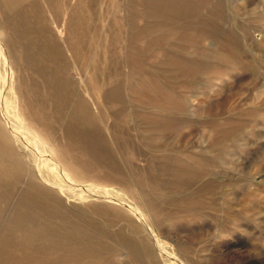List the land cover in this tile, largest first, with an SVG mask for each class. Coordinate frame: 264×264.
<instances>
[{
	"label": "rangeland",
	"instance_id": "1",
	"mask_svg": "<svg viewBox=\"0 0 264 264\" xmlns=\"http://www.w3.org/2000/svg\"><path fill=\"white\" fill-rule=\"evenodd\" d=\"M15 1L0 0V128L28 170L85 211L116 251L111 264H264V0H166L159 11L158 0ZM14 27L40 60L29 30L62 47L102 147L91 139L81 154L59 125L52 133L30 119L19 83L46 91ZM142 81L174 108L142 105L132 94ZM52 107L45 114L60 123ZM7 180L0 238L25 215V184Z\"/></svg>",
	"mask_w": 264,
	"mask_h": 264
},
{
	"label": "bare ground",
	"instance_id": "2",
	"mask_svg": "<svg viewBox=\"0 0 264 264\" xmlns=\"http://www.w3.org/2000/svg\"><path fill=\"white\" fill-rule=\"evenodd\" d=\"M163 1L166 0H158L157 4H154V11L163 9L160 7ZM172 6L170 9L176 10L175 12H184L179 3L175 2ZM7 21L11 25L16 23L12 20ZM12 31L23 49L25 64L31 68L35 77L41 74L39 78L46 91V99H44L40 96L38 85L35 82L30 86L23 81L19 83L18 92L27 101L30 119L52 133L55 130L53 125H59L65 141L74 144L81 154H86L87 149L92 151L91 139L95 141L94 146L102 147L104 142L96 136L92 129L94 122L91 113L83 99L77 95L75 84H72L65 76L66 59L62 47L52 39L49 33L41 32L39 37V32L29 30L35 42L41 46L43 60H40V51H37L40 48L36 46L37 50H34L29 44L30 42L23 39V36L28 37L27 29L14 27ZM4 36L3 42L10 46V41ZM135 50L138 49L135 47ZM67 51L72 50L67 47ZM41 61H45L46 65L39 67L38 63ZM139 69L137 68V70ZM132 92L133 95H138V101L142 105L150 103L157 105L161 107L160 112L172 110L176 105L173 96L171 97L170 93L158 86L156 82L151 85L150 81H142ZM49 102L53 106L52 113L55 122L60 123H51L45 114L46 105ZM12 143L0 128V175L8 178L7 182L25 184L24 197L26 199L17 201L19 204L17 206L24 209L27 217L17 215L18 218L21 217L15 219L13 216L17 222L13 221L15 224L12 222L11 228L8 227L9 231L0 238V264H111L112 258L116 256V251L106 241V237L84 221L85 211L69 210L61 200L57 187L52 185L53 183L45 177L37 178L35 173L34 175L22 164ZM79 166L84 171L88 170L83 164ZM18 194L16 193V196ZM12 211L15 212V210ZM131 249L134 261L139 263L140 259L135 256L137 254L136 247L133 246Z\"/></svg>",
	"mask_w": 264,
	"mask_h": 264
}]
</instances>
